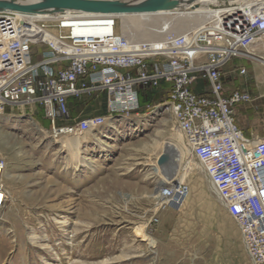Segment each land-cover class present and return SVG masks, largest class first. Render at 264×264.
<instances>
[{
  "label": "rangeland",
  "instance_id": "obj_1",
  "mask_svg": "<svg viewBox=\"0 0 264 264\" xmlns=\"http://www.w3.org/2000/svg\"><path fill=\"white\" fill-rule=\"evenodd\" d=\"M248 49L257 59L234 58L225 68V85L227 91L249 89L254 101L237 108L244 118L237 122L248 137L264 138V129L253 133L243 125L250 127L254 117L264 123V64L258 60L264 37ZM241 67L249 76H232ZM142 90L140 110L131 114H108L106 94L71 99L70 122L106 116L99 129L79 135L56 136L38 105L0 113L8 191L0 214V264H251L232 240L237 222L184 146L167 88ZM67 137L80 139L79 154L65 145ZM165 141L184 152L172 179L187 182L190 194L179 209L159 211L155 223L154 194L172 170L154 168Z\"/></svg>",
  "mask_w": 264,
  "mask_h": 264
},
{
  "label": "built area",
  "instance_id": "obj_2",
  "mask_svg": "<svg viewBox=\"0 0 264 264\" xmlns=\"http://www.w3.org/2000/svg\"><path fill=\"white\" fill-rule=\"evenodd\" d=\"M247 2L242 30L169 33L160 47L121 35L117 13L0 10V113L38 105L56 136L79 135L99 129L106 116L70 122L71 99L106 94L108 114H131L140 110L143 87L165 86L176 127L237 222L251 264H264V138L248 137L236 119V109L254 101L249 89L225 85L229 63L257 59L248 48L264 37V0ZM237 71L249 76L246 67ZM6 169L0 154V214ZM189 194L185 181L161 184L152 221Z\"/></svg>",
  "mask_w": 264,
  "mask_h": 264
},
{
  "label": "bare ground",
  "instance_id": "obj_3",
  "mask_svg": "<svg viewBox=\"0 0 264 264\" xmlns=\"http://www.w3.org/2000/svg\"><path fill=\"white\" fill-rule=\"evenodd\" d=\"M247 1L248 0H194L190 3L182 4L173 9L164 11L119 13V32L126 33L125 36L128 38L143 39L144 41L152 42V44L158 45L159 47L169 33L181 34L189 29L215 27L237 32L242 30L245 25V16L243 12L245 11V5L248 4ZM12 2L22 6L34 7H40L42 4V0H12ZM37 9L38 10L36 11L42 12L40 8ZM258 60L264 64V58ZM178 131L185 139L184 146L190 149V158L193 157V159H195V162L200 169H205L204 163L193 155L186 136L180 129H178ZM64 142L65 145H69L71 148L76 149L77 153L80 151L81 141L78 137H76L75 140L68 138ZM163 143L164 148L169 147L174 154L173 163L169 168L172 170H170L165 177L167 181L172 179L177 172V168L182 166L181 163L183 162L184 152L182 148L174 142L165 141ZM154 168L158 171L161 170L159 166H155ZM186 169L187 167L184 170ZM208 178L212 190L218 194L216 187L210 180L209 176ZM138 230V234L143 235L144 226L141 225ZM149 245L152 247L156 246V240L153 237H149Z\"/></svg>",
  "mask_w": 264,
  "mask_h": 264
},
{
  "label": "water",
  "instance_id": "obj_4",
  "mask_svg": "<svg viewBox=\"0 0 264 264\" xmlns=\"http://www.w3.org/2000/svg\"><path fill=\"white\" fill-rule=\"evenodd\" d=\"M194 0H42L40 7L22 6L12 0H0V10L14 9L25 12L41 11H82L90 13H148L173 9L179 5ZM174 154L165 147L157 159V165L162 171L173 163Z\"/></svg>",
  "mask_w": 264,
  "mask_h": 264
},
{
  "label": "crops",
  "instance_id": "obj_5",
  "mask_svg": "<svg viewBox=\"0 0 264 264\" xmlns=\"http://www.w3.org/2000/svg\"><path fill=\"white\" fill-rule=\"evenodd\" d=\"M243 13H245V11ZM257 47H260V46H257ZM231 74H232V76H234L233 74L240 75L238 73L237 69H234L233 71H231ZM248 105H251V104H248ZM236 119L240 120L242 122H243V119H244V118H241L239 115H237V109H236ZM243 125H244V128H245L246 131H250V132H253V133L254 132H260L262 129H264V123H260V117H254V119L251 122V124H249L250 127L245 125V123H243ZM217 227H219V226H217ZM223 227L226 228V226H223ZM231 232H232V240L235 243V245H237L238 247H240V249H243L246 252V249H245V246H244V243H243V240H242V235H241L240 229H239V227L236 224H232L231 225ZM249 261H250V259H249Z\"/></svg>",
  "mask_w": 264,
  "mask_h": 264
},
{
  "label": "trees",
  "instance_id": "obj_6",
  "mask_svg": "<svg viewBox=\"0 0 264 264\" xmlns=\"http://www.w3.org/2000/svg\"><path fill=\"white\" fill-rule=\"evenodd\" d=\"M142 100H143V95H142V93H141V102H142Z\"/></svg>",
  "mask_w": 264,
  "mask_h": 264
}]
</instances>
